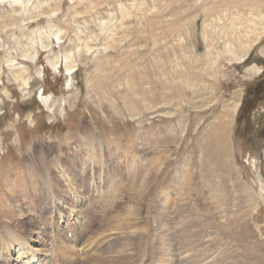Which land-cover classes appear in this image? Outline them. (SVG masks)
<instances>
[{
	"label": "rangeland",
	"instance_id": "rangeland-1",
	"mask_svg": "<svg viewBox=\"0 0 264 264\" xmlns=\"http://www.w3.org/2000/svg\"><path fill=\"white\" fill-rule=\"evenodd\" d=\"M7 232L37 264H264V0H0Z\"/></svg>",
	"mask_w": 264,
	"mask_h": 264
},
{
	"label": "bare ground",
	"instance_id": "bare-ground-1",
	"mask_svg": "<svg viewBox=\"0 0 264 264\" xmlns=\"http://www.w3.org/2000/svg\"><path fill=\"white\" fill-rule=\"evenodd\" d=\"M236 55V54H235ZM34 57V56H33ZM51 64L52 65H54V63L53 62H51ZM49 65H50V63H49ZM52 65H51V67H52ZM55 67V66H54ZM71 68H68V70H70ZM238 105H235L234 107L235 108H233V112L235 111V109H236V107H237ZM215 143V142H214ZM214 149V148H213ZM220 150V149H219ZM103 151V150H102ZM44 180V179H43ZM159 189V188H158ZM159 193V192H158ZM31 204V203H30ZM34 204V203H33ZM64 204V203H63ZM183 204V203H182ZM188 222V221H187ZM4 229V228H3ZM2 229V230H3ZM3 233V232H2ZM8 237V238H7ZM196 237H198V236H196ZM93 238V237H92ZM91 238V239H92ZM0 264L2 263V262H4V260H5V255L10 251V249H11V246L13 245V243H15L17 246H18V251H21V252H19V254H20V256L22 257V256H25L26 257V259L29 261V262H31L32 264H37V263H39V261L37 260V259H35V255L36 254H34V253H31V252H29V243L28 242H26V241H23V240H20V239H18V238H16L15 237V235L13 234V233H10V232H7L6 233V235L5 236H3L2 234L0 235ZM129 240H131V239H129ZM129 240L126 242V244L129 242ZM2 244H4V246L2 247ZM12 244V245H11ZM120 244V243H119ZM121 244H123V243H121ZM125 247V246H124ZM144 247V246H143ZM64 249L65 248H62L61 249V251H64ZM156 249V248H155ZM87 250V249H86ZM60 251V252H61ZM151 251V250H150ZM69 252L70 251H68V253H66L65 252V257L66 258H68L69 260H71L72 261V259H70L71 257H70V254H69ZM98 253V252H97ZM187 253V252H186ZM99 254V253H98ZM101 254V253H100ZM118 254H120V253H118ZM95 254H93L92 253V255H90V256H88L87 258H85L86 259V261H90L91 263L90 264H102V262H105V264H108L107 263V261H105V259L103 260L102 258H101V255H100V257H98V255H96V256H94ZM166 257V256H165ZM65 258V259H66ZM163 258V257H162ZM61 259V258H60ZM74 259V258H73ZM84 259V258H83ZM52 260V259H51ZM67 260V259H66ZM68 260V261H69ZM123 260H124V258H123ZM157 260H159V259H157ZM6 261V260H5ZM35 261V262H34ZM44 262V261H43ZM76 262V261H75ZM30 263V264H31ZM45 263V262H44ZM113 262L112 261H110L109 262V264H112ZM124 262L122 261V259L121 258H119V259H117V261L116 262H114L113 264H123ZM5 264V263H4ZM55 264V263H54ZM61 264H63V263H61Z\"/></svg>",
	"mask_w": 264,
	"mask_h": 264
}]
</instances>
